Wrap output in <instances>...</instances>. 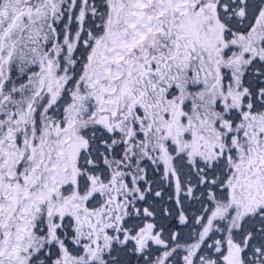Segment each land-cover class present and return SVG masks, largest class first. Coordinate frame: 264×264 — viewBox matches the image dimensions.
<instances>
[{
  "label": "snow or ice",
  "instance_id": "6c2138e0",
  "mask_svg": "<svg viewBox=\"0 0 264 264\" xmlns=\"http://www.w3.org/2000/svg\"><path fill=\"white\" fill-rule=\"evenodd\" d=\"M0 264H264V0H0Z\"/></svg>",
  "mask_w": 264,
  "mask_h": 264
}]
</instances>
